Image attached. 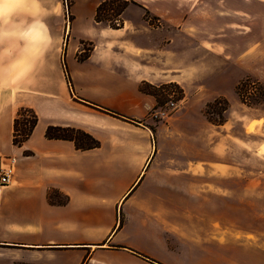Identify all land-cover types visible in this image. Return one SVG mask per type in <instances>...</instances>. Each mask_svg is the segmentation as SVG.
<instances>
[{"label":"crops","instance_id":"0c3cea01","mask_svg":"<svg viewBox=\"0 0 264 264\" xmlns=\"http://www.w3.org/2000/svg\"><path fill=\"white\" fill-rule=\"evenodd\" d=\"M133 1L142 12L126 8L130 20L111 28L94 21L96 0H28L19 9L25 24L0 46L8 48L0 53V169L14 159L10 182L0 186V264H264L263 220L242 225L232 203L196 206V178H234L217 161L230 135L218 136L202 116L196 125L190 93L152 131L145 117L155 99L138 90L143 81L174 82L186 92L222 72L234 73L233 84L248 73H201L196 61L185 65L173 38L154 53L144 46L143 8L180 34L195 35L184 28L194 13L152 6L180 0ZM85 42L91 48L78 60ZM20 109L37 122L17 146L12 123ZM50 125L81 129L99 147L80 151L48 139ZM197 138L208 157H196ZM196 211L208 217L196 219Z\"/></svg>","mask_w":264,"mask_h":264},{"label":"rangeland","instance_id":"374dc122","mask_svg":"<svg viewBox=\"0 0 264 264\" xmlns=\"http://www.w3.org/2000/svg\"><path fill=\"white\" fill-rule=\"evenodd\" d=\"M180 1L172 4L153 2L152 6L158 13L183 12L185 18L189 13H194L186 21L184 28L195 31V35L188 32H184V35L177 33L175 27L171 26V21H163L151 17L150 14L148 17L143 15L150 25L149 31L144 33V46H151L154 53H157L156 51L167 48L166 43L173 38V42L179 43L184 49L185 65L196 61V70L201 73H208L210 67L217 70H232L233 67L236 70L237 67L248 74L234 84V73L222 72L221 79L198 81L186 92L179 86L181 91L183 90L181 98L175 100L173 97L177 92L169 91L163 101L155 100L154 106L146 114L145 123L154 131L183 106L184 99L186 100L183 97L189 93L192 94L193 100L191 106L196 109V125L200 122V116L210 123L208 117L216 119L218 116L208 115L206 105L217 97H223L227 104L219 106L226 107L221 114L224 118L221 125L227 122V126L220 130L221 125L210 123L214 127H208L213 129H210L211 131H216L218 136L225 132L230 135L228 142L221 145L224 151L218 154L217 161L225 163L227 172H232L234 178L231 181L210 177L196 178V206L232 203L233 219L251 227V222L256 225V220L264 221V0ZM139 7L140 4L138 6L130 3L126 8L139 9L142 12ZM126 8L121 14L122 25L124 21L130 20ZM90 44L83 43L81 50L86 49L88 53ZM236 74L240 72L237 71ZM198 107L200 114L197 112ZM143 121L135 122L144 123ZM243 123L246 126H243ZM154 138L156 142V137ZM202 138L196 139L197 158L209 155L199 150L203 144ZM242 174L244 176H240ZM225 188L233 189L232 197L225 194ZM207 217L208 212L196 211V219Z\"/></svg>","mask_w":264,"mask_h":264},{"label":"trees","instance_id":"16d2710c","mask_svg":"<svg viewBox=\"0 0 264 264\" xmlns=\"http://www.w3.org/2000/svg\"><path fill=\"white\" fill-rule=\"evenodd\" d=\"M108 1V2H107ZM136 4L133 0H102L99 1L95 13L94 21L102 22L107 24L111 28H120L122 27L121 14L123 10L129 4ZM144 9V16L148 17L149 12L147 9ZM88 55L87 50L83 49L80 55H78V60L84 59ZM64 73L66 80L69 82V76L67 73L66 67H64ZM138 90L144 94L151 95L155 98L157 102H161L165 99V95L168 96L169 91L177 92V95L173 98L179 100L181 98V88L178 84L174 82L162 83L159 85H153L147 82H141L138 85ZM238 90V87H236ZM167 91L165 94L164 92ZM239 93V91H238ZM164 95V96H163ZM180 95V96H179ZM220 104H227L226 100L223 97H217L213 100L212 103L207 104L208 110L206 113L208 115L215 114L218 117L215 119L213 117H208V121L213 125H221L224 122L222 117V112L226 110L225 106L219 107ZM104 112L113 114L108 110L100 109ZM37 122V116L35 113L29 109H20L16 116L13 119L12 123V143L14 145L20 146L23 141H25L30 134ZM152 129V128H151ZM153 131V129H152ZM44 136L48 139H63L69 140L73 143L75 149L84 151L99 147V141L95 139L89 133L70 126H47L44 131ZM56 193H51L49 196H56ZM121 224V220L119 225Z\"/></svg>","mask_w":264,"mask_h":264},{"label":"clouds","instance_id":"9594fccd","mask_svg":"<svg viewBox=\"0 0 264 264\" xmlns=\"http://www.w3.org/2000/svg\"><path fill=\"white\" fill-rule=\"evenodd\" d=\"M28 0H0V46L11 39L12 34L25 24V17L19 9L26 7ZM7 47H0V53L6 54Z\"/></svg>","mask_w":264,"mask_h":264},{"label":"built area","instance_id":"2783aa9c","mask_svg":"<svg viewBox=\"0 0 264 264\" xmlns=\"http://www.w3.org/2000/svg\"><path fill=\"white\" fill-rule=\"evenodd\" d=\"M13 162L14 159L11 158L9 164L3 169H0V186L6 185L10 182V179L13 174V167H12Z\"/></svg>","mask_w":264,"mask_h":264}]
</instances>
